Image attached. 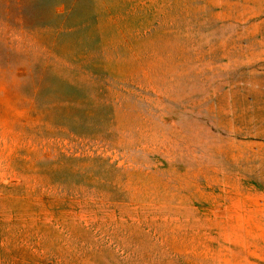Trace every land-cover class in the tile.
<instances>
[{
  "label": "rangeland",
  "instance_id": "374dc122",
  "mask_svg": "<svg viewBox=\"0 0 264 264\" xmlns=\"http://www.w3.org/2000/svg\"><path fill=\"white\" fill-rule=\"evenodd\" d=\"M0 264H264V0H0Z\"/></svg>",
  "mask_w": 264,
  "mask_h": 264
}]
</instances>
